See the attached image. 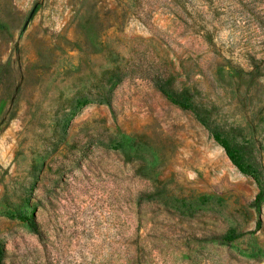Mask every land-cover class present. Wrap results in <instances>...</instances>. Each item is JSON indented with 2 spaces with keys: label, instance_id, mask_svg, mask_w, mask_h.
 Here are the masks:
<instances>
[{
  "label": "rangeland",
  "instance_id": "1",
  "mask_svg": "<svg viewBox=\"0 0 264 264\" xmlns=\"http://www.w3.org/2000/svg\"><path fill=\"white\" fill-rule=\"evenodd\" d=\"M166 59L190 108L146 75ZM0 246L264 264V0H0Z\"/></svg>",
  "mask_w": 264,
  "mask_h": 264
},
{
  "label": "trees",
  "instance_id": "2",
  "mask_svg": "<svg viewBox=\"0 0 264 264\" xmlns=\"http://www.w3.org/2000/svg\"><path fill=\"white\" fill-rule=\"evenodd\" d=\"M168 60H164V63L160 66L157 65H149L146 68V75L147 77L154 83V86L162 92V94L170 100V102L174 104H178L183 106L184 108H190L192 106V103L189 102V94L188 89H182L179 90L176 88V75L175 70L173 68H169L168 66ZM117 77H114V85L118 83ZM223 145L228 150V154L233 160V162L244 171L243 164L239 161L238 158L229 150V147L225 142H223ZM162 190H153L151 192H140L138 194V201L141 202L145 197L148 196H154L155 200L158 202H165L164 196L162 195ZM262 196V193H259L257 200L260 199ZM24 220L29 221V225L33 228V231L37 234H40L41 228L40 224L35 219H28L27 217H23ZM245 233L240 234H232L230 232L223 233L216 237L217 240L221 244H227L231 243L234 240H237L239 237L244 236ZM6 258H7V251L5 247L0 246V264H6ZM145 258V257H143ZM145 260V259H144Z\"/></svg>",
  "mask_w": 264,
  "mask_h": 264
}]
</instances>
